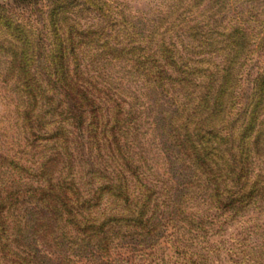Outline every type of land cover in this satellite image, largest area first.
Masks as SVG:
<instances>
[{
	"label": "trees",
	"instance_id": "trees-1",
	"mask_svg": "<svg viewBox=\"0 0 264 264\" xmlns=\"http://www.w3.org/2000/svg\"><path fill=\"white\" fill-rule=\"evenodd\" d=\"M176 1L139 14L124 0H48L41 27L0 11L2 98L22 137L0 151V264L107 259L130 227L150 231L166 199L225 212L264 200V67L245 106L239 91L253 35ZM146 110L183 177L163 200L133 147Z\"/></svg>",
	"mask_w": 264,
	"mask_h": 264
},
{
	"label": "rangeland",
	"instance_id": "rangeland-1",
	"mask_svg": "<svg viewBox=\"0 0 264 264\" xmlns=\"http://www.w3.org/2000/svg\"><path fill=\"white\" fill-rule=\"evenodd\" d=\"M179 1L174 2V10L180 13L184 7ZM168 2L169 0H124L126 7L139 14L150 13L157 3H161V9L165 10ZM47 8L48 0H0V11L8 19L38 27L44 22ZM186 9L188 16L197 15V19L202 20L198 16L202 14L204 18L208 16L209 22L212 18L216 19L219 26L227 22H240L253 35V52L241 71L239 91L245 106L252 77L264 67V0H194ZM3 31L4 29H0V38L2 34L5 36ZM204 57L218 58L211 53ZM8 58L6 53H0V67ZM6 94L7 91L0 86L1 152H7L10 148L14 150L18 148L15 145L22 143L21 130L16 125L11 105L2 98ZM145 115L138 123L139 135L133 147L136 154L141 156L138 158L142 163V170L154 185L156 195L163 200L176 195L175 189L183 177L174 169L171 153L164 146V137L152 123L156 116L148 110ZM179 189L186 192L185 189ZM172 206L166 199L153 207L154 226L150 231L133 226L123 236L114 238L107 259L100 258V261L95 262L96 257L89 256L91 249H87L84 251L85 257H76V263L264 264V200L239 212L215 209L205 198L199 197L180 202L176 210ZM30 215L39 217L43 215V211L32 207ZM55 257L51 255L50 264L68 263Z\"/></svg>",
	"mask_w": 264,
	"mask_h": 264
}]
</instances>
